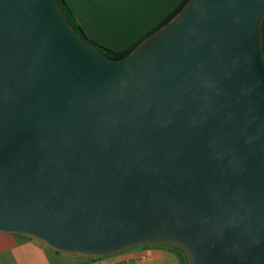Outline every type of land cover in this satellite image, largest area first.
Here are the masks:
<instances>
[{"label": "water", "instance_id": "water-1", "mask_svg": "<svg viewBox=\"0 0 264 264\" xmlns=\"http://www.w3.org/2000/svg\"><path fill=\"white\" fill-rule=\"evenodd\" d=\"M264 0H189L129 55L57 0H0V231L264 264Z\"/></svg>", "mask_w": 264, "mask_h": 264}, {"label": "crops", "instance_id": "crops-1", "mask_svg": "<svg viewBox=\"0 0 264 264\" xmlns=\"http://www.w3.org/2000/svg\"><path fill=\"white\" fill-rule=\"evenodd\" d=\"M184 0H66L92 41L122 51L139 41ZM165 245H144L102 257L57 251L24 234L0 231V264H182Z\"/></svg>", "mask_w": 264, "mask_h": 264}, {"label": "trees", "instance_id": "trees-1", "mask_svg": "<svg viewBox=\"0 0 264 264\" xmlns=\"http://www.w3.org/2000/svg\"><path fill=\"white\" fill-rule=\"evenodd\" d=\"M188 1L189 0H184L165 19H163L155 28H153L148 34H146L144 37H142L139 41H137L136 43L132 44L131 46H129L128 48H126V49H124L122 51H115L113 49H110V48H108L106 46L100 45V44L92 41L91 39H89L86 36V34L84 33V31L81 28V26L76 22V20H75V18L73 16L72 10L70 9V7L67 4L66 0H57L59 6L63 10L66 18L68 19V21L71 23V25L77 31V33L87 43H89L94 48L102 51L103 53H105V54H107L109 56H112V57H117V58L125 57V56L131 54L140 45V43H142L149 35L153 34L154 32L158 31L159 29H161L162 27H164L165 25L170 23L179 14V12L183 9V7L186 5V3ZM262 36H263V43L262 44H263V49H264V17H263V21H262ZM169 248L174 250L175 252H177L179 254L182 264H186V257L180 250H178L176 248H173V247H169Z\"/></svg>", "mask_w": 264, "mask_h": 264}]
</instances>
